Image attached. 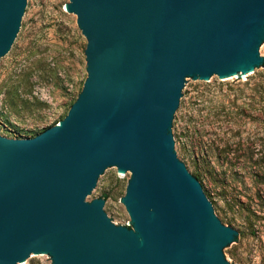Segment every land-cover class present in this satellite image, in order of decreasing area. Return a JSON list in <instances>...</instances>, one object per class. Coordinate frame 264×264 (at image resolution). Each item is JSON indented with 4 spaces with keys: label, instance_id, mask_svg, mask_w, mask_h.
<instances>
[{
    "label": "water",
    "instance_id": "95a60500",
    "mask_svg": "<svg viewBox=\"0 0 264 264\" xmlns=\"http://www.w3.org/2000/svg\"><path fill=\"white\" fill-rule=\"evenodd\" d=\"M33 0H0V65ZM87 76L59 121L0 135V264H229L242 237L216 216L171 134L188 80L264 68V0H69ZM130 176L115 225L100 180ZM95 198V199H94Z\"/></svg>",
    "mask_w": 264,
    "mask_h": 264
},
{
    "label": "rangeland",
    "instance_id": "374dc122",
    "mask_svg": "<svg viewBox=\"0 0 264 264\" xmlns=\"http://www.w3.org/2000/svg\"><path fill=\"white\" fill-rule=\"evenodd\" d=\"M68 1L33 0L14 53L0 65L2 136L33 137L58 124L82 89L87 40ZM171 134L178 159L198 175L215 216L242 236L226 261L264 264V68L230 81L188 80ZM130 177L114 168L95 195L115 225L131 226L122 202ZM24 264L52 259L34 256Z\"/></svg>",
    "mask_w": 264,
    "mask_h": 264
},
{
    "label": "trees",
    "instance_id": "16d2710c",
    "mask_svg": "<svg viewBox=\"0 0 264 264\" xmlns=\"http://www.w3.org/2000/svg\"><path fill=\"white\" fill-rule=\"evenodd\" d=\"M262 64L264 65V60H263V63H262ZM13 96H14V99H18V100L21 99V95L18 94L17 92H15V91H14V95H13ZM52 126H53V125H52ZM44 129H46V128H44ZM44 129H43V130H44ZM43 130H42V131H43ZM40 132H41V131H40ZM40 132H35L32 136L37 135V134L40 133ZM206 173H207V172H206ZM193 176H194L197 180H199L198 175H193Z\"/></svg>",
    "mask_w": 264,
    "mask_h": 264
}]
</instances>
